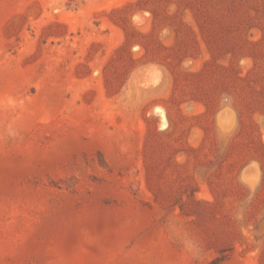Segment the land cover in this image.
<instances>
[{"label":"rangeland","instance_id":"rangeland-1","mask_svg":"<svg viewBox=\"0 0 264 264\" xmlns=\"http://www.w3.org/2000/svg\"><path fill=\"white\" fill-rule=\"evenodd\" d=\"M230 246L264 264V0H0V264Z\"/></svg>","mask_w":264,"mask_h":264},{"label":"trees","instance_id":"trees-1","mask_svg":"<svg viewBox=\"0 0 264 264\" xmlns=\"http://www.w3.org/2000/svg\"><path fill=\"white\" fill-rule=\"evenodd\" d=\"M194 204L196 207H204L206 209L213 207L210 203H207V202H204L202 204L200 202H194ZM233 249H234L233 246H230V247H225V248L219 250L218 251V257L213 259L209 264H221V263H223L224 261H226L230 257Z\"/></svg>","mask_w":264,"mask_h":264},{"label":"bare ground","instance_id":"bare-ground-1","mask_svg":"<svg viewBox=\"0 0 264 264\" xmlns=\"http://www.w3.org/2000/svg\"><path fill=\"white\" fill-rule=\"evenodd\" d=\"M154 112V111H153ZM155 112H157V111H155ZM162 113V112H161ZM158 114V113H157ZM162 118V117H161ZM162 120V119H161ZM162 126V125H161Z\"/></svg>","mask_w":264,"mask_h":264}]
</instances>
